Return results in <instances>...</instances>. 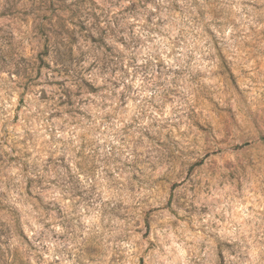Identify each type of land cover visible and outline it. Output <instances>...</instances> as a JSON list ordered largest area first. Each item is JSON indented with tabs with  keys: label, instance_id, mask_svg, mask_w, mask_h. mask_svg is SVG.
<instances>
[{
	"label": "rangeland",
	"instance_id": "rangeland-1",
	"mask_svg": "<svg viewBox=\"0 0 264 264\" xmlns=\"http://www.w3.org/2000/svg\"><path fill=\"white\" fill-rule=\"evenodd\" d=\"M0 264H264V0H0Z\"/></svg>",
	"mask_w": 264,
	"mask_h": 264
}]
</instances>
